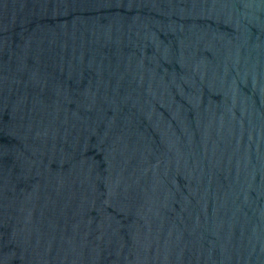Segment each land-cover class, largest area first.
I'll return each instance as SVG.
<instances>
[{
    "label": "water",
    "instance_id": "1",
    "mask_svg": "<svg viewBox=\"0 0 264 264\" xmlns=\"http://www.w3.org/2000/svg\"><path fill=\"white\" fill-rule=\"evenodd\" d=\"M0 264H264V0H0Z\"/></svg>",
    "mask_w": 264,
    "mask_h": 264
}]
</instances>
